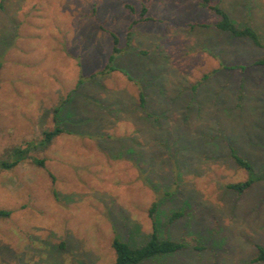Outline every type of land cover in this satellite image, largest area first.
<instances>
[{"label": "rangeland", "instance_id": "1", "mask_svg": "<svg viewBox=\"0 0 264 264\" xmlns=\"http://www.w3.org/2000/svg\"><path fill=\"white\" fill-rule=\"evenodd\" d=\"M214 1L236 22L249 14L264 42V0ZM215 20L198 0L4 1L0 156L62 132L0 169V210L10 211L0 264H112L115 233L143 243L167 191L159 233L201 249L145 264H264L252 262L264 246V181L225 188L247 178L231 148L264 175V67L253 64L264 49ZM111 33L115 69L86 79L107 63ZM174 210L186 214L169 223Z\"/></svg>", "mask_w": 264, "mask_h": 264}, {"label": "trees", "instance_id": "2", "mask_svg": "<svg viewBox=\"0 0 264 264\" xmlns=\"http://www.w3.org/2000/svg\"><path fill=\"white\" fill-rule=\"evenodd\" d=\"M5 0H0V8L3 6ZM199 5L212 14L215 15L216 20L214 22V27L223 33L228 34L231 37L246 40L250 42L253 46L264 49V42L261 41L256 28L253 25L252 17L248 14L242 23L233 20L223 7H221L218 1L214 0H198ZM147 4H144L141 11V19L146 20L144 13L147 11ZM133 23H137L134 20ZM112 37V50L108 57L107 63L101 69L93 72L89 78H94L96 76L106 75L115 69L113 65L116 56L119 55L121 49L118 46V37L115 33H111ZM254 65L264 67V55L258 57L253 61ZM244 69L243 65L235 66ZM85 80L82 77L77 85ZM138 102L141 108H144L145 98L144 93L140 89L138 93ZM55 112H58V108H55ZM62 132V129L56 125L53 128H48L43 130L41 138L36 140H26L18 145L7 148L2 156H0V169H11L22 161L30 157V154L36 150L46 149L52 142V140ZM234 164L241 169H244L247 173V178L243 181L229 182L225 184V188L229 191L242 194L247 191L251 185L256 181H264V175H258L255 171L253 164L246 158L242 157L238 152L231 148L230 153ZM33 162L39 166H44L43 158H31ZM171 192H164L162 196L154 201L149 208V217L152 222V231L148 238L139 245H132L127 241H124L118 234L112 238L111 247L115 253V260L112 264H145L149 261L164 258L173 255L181 250L191 248V249H201L200 245H191L184 241L174 240L168 237H163L159 233L158 222L156 219V211L158 208V202L163 196L170 195ZM10 214L9 210H0V218H6ZM186 212L184 210H174L168 216V222H172L178 218L185 216ZM197 241V239H195ZM256 254L252 258V262L264 263V246L261 244H256ZM79 264H84L79 263Z\"/></svg>", "mask_w": 264, "mask_h": 264}]
</instances>
